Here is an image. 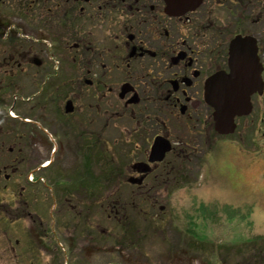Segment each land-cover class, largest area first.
<instances>
[{
    "label": "flooded vegetation",
    "instance_id": "flooded-vegetation-1",
    "mask_svg": "<svg viewBox=\"0 0 264 264\" xmlns=\"http://www.w3.org/2000/svg\"><path fill=\"white\" fill-rule=\"evenodd\" d=\"M252 1L0 0V48H10L12 56L0 58V89L6 78L1 74H17L29 61L36 66L42 64L37 56L39 61L36 62L35 56L30 59V56H23V52L29 53L33 47L50 46L52 42H65L70 49V60L71 57L75 61L79 58L83 64V88L89 94L86 109L89 107L92 111L96 125L99 128L101 121V128L106 131L112 128L115 120L130 124L125 128L129 130L126 139L135 144L134 149L140 156L131 163L118 161L111 167L112 161H108L102 167L110 172L109 178L117 176L118 182L121 175L117 169L120 168L126 175L127 187L137 195L146 196L147 192L164 186L165 178L173 169L183 170V161L190 155L200 156L197 144L207 142L209 150L215 145V141H211L215 134L211 111L203 99L204 84L212 73L227 68V50L232 37L251 35L255 38L246 26ZM255 1L258 2L256 16H250L249 23L255 25L256 31L261 28L263 39L264 0ZM17 16L34 30L36 37L21 40L16 33L8 37V32L4 31L6 21ZM255 44L260 61L264 59V49H260L257 40ZM263 72L264 66L261 77ZM65 97L63 120L60 121L67 125L76 108L73 100ZM53 98L48 93V102L55 101ZM107 99L112 101V106L111 103L107 106ZM263 99L264 91L251 94V111L235 118L233 133L238 121H247L254 109L262 112ZM41 100H46V95ZM41 100L26 102L34 105ZM67 101L71 102L68 111L65 110ZM16 118L14 140L10 142L5 140L6 129L0 122V264H7L8 251L13 250L8 241L16 237L14 243H17L25 236L22 220L27 219L26 236L32 239L58 237L59 228L67 232L78 228L81 236L87 232L86 184L72 185L67 177L63 187L54 188L41 181V176L30 177L35 162L27 156L26 142L37 135L34 131L37 121ZM257 120L262 123L263 116L255 115L250 125H257ZM177 123L178 128H174L178 135L171 136L170 127ZM36 128L43 132L48 142L51 141V135L44 128L39 125ZM91 135L89 132L88 139ZM113 136L115 142H121L120 135ZM157 136L169 140L171 147L162 158L150 161L151 145ZM94 138L96 142L88 140V151L98 153L97 147L109 141L97 146L96 135ZM86 148L83 140L82 156ZM108 159L113 160L112 157ZM136 162L141 164L135 166ZM47 166L38 167L41 174ZM85 168L86 161L81 165V172L86 173ZM128 179L139 180V183L128 182ZM99 188V185L95 187L96 196L100 194ZM42 189L50 199L45 207L40 204ZM73 191L81 193L78 200L73 198ZM153 201L155 199L150 200V204ZM118 202L116 195L107 206ZM102 206L98 205L99 210ZM46 216L52 219L53 227L43 225ZM259 261L264 264L261 258ZM27 264H34L33 259Z\"/></svg>",
    "mask_w": 264,
    "mask_h": 264
},
{
    "label": "rangeland",
    "instance_id": "rangeland-1",
    "mask_svg": "<svg viewBox=\"0 0 264 264\" xmlns=\"http://www.w3.org/2000/svg\"><path fill=\"white\" fill-rule=\"evenodd\" d=\"M257 6L255 0L250 4L246 26L252 30L249 33L254 34L260 49H264L261 28L256 31L255 25L249 23L250 16H256ZM6 22L4 31L8 37L14 33L21 40L36 37L21 17ZM68 50L62 41L33 47L31 52H23V56L30 59L37 56L42 62L40 66L29 61L17 74H1L6 78L0 89L3 117L0 122L6 129L5 140L10 142L14 140L16 117L37 121L34 124L37 135L26 142L27 156L35 162L31 176H41V181L54 188L63 187L67 177L72 185L86 184L87 232L81 236L78 228H71L70 232L59 228L58 237L32 239L26 236L27 219L22 220L25 236L17 243H14L16 237L8 241L13 250L8 251L7 264H27L32 259L34 264H259L260 258L264 260V99L262 112L254 109L247 121H238L239 129L234 133L222 137L213 134L211 141L218 140L209 154V143L197 144L200 156L190 155L183 161L181 171L173 169L164 186L147 192L146 196L137 195L127 187L126 175L120 168L117 170L123 180L120 178L119 182L117 176L109 178L110 172L103 168L108 161H112V167L114 162L131 163L134 158H140L135 144L126 139L129 130L125 128L130 124L115 120L112 128L105 131L100 121L98 128L92 111L86 109L89 94L83 88V64L79 58L70 60ZM9 53L10 48H0V58L12 57ZM48 93L55 101L48 102ZM43 95H46L44 101ZM65 96L73 100L76 108L70 117L72 123L67 125L60 121ZM34 99L42 102L34 105L26 102ZM110 103L112 106V101L107 99V106ZM255 115L263 116L262 123L255 122L259 126L250 125ZM178 123L170 127L171 136L178 135L174 128H178ZM36 125L51 135L50 142ZM89 132L92 135L88 139ZM94 134L97 146L109 141L97 147L98 153L88 151V140L96 142ZM113 135H120L121 142H115ZM83 140L87 145L84 156ZM85 161L86 173H83L81 165ZM43 164L48 168L41 174L38 167ZM97 185L99 196L94 191ZM80 194L72 192L76 200ZM116 195L119 203L114 204L112 214L107 205ZM49 200L42 189L40 204L45 207ZM99 204L103 205L100 210ZM51 220L44 217L43 225L53 227Z\"/></svg>",
    "mask_w": 264,
    "mask_h": 264
},
{
    "label": "water",
    "instance_id": "water-1",
    "mask_svg": "<svg viewBox=\"0 0 264 264\" xmlns=\"http://www.w3.org/2000/svg\"><path fill=\"white\" fill-rule=\"evenodd\" d=\"M227 66V71L218 70L211 74L204 86V99L213 108L214 128L222 134L233 130L234 116L247 113L250 94L261 90V66L252 36L236 35L230 40ZM70 109L71 103L67 101L65 110ZM168 149L166 139L155 138L150 160L162 158Z\"/></svg>",
    "mask_w": 264,
    "mask_h": 264
},
{
    "label": "snow or ice",
    "instance_id": "snow-or-ice-1",
    "mask_svg": "<svg viewBox=\"0 0 264 264\" xmlns=\"http://www.w3.org/2000/svg\"><path fill=\"white\" fill-rule=\"evenodd\" d=\"M262 215H264V212H262Z\"/></svg>",
    "mask_w": 264,
    "mask_h": 264
}]
</instances>
